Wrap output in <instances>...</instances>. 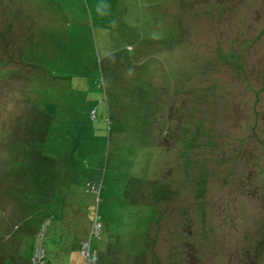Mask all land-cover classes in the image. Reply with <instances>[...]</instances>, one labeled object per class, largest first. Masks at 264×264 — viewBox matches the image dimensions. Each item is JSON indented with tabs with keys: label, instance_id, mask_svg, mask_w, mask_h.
Returning a JSON list of instances; mask_svg holds the SVG:
<instances>
[{
	"label": "rangeland",
	"instance_id": "1",
	"mask_svg": "<svg viewBox=\"0 0 264 264\" xmlns=\"http://www.w3.org/2000/svg\"><path fill=\"white\" fill-rule=\"evenodd\" d=\"M13 1L16 3L0 0V55L5 52L14 55L11 59L21 64L20 71L27 76L31 75L29 65L22 62L18 52L63 77L67 78L78 68L89 70L91 80H98V70L94 67H99L101 59L107 63L109 57L121 54L127 44L137 48L139 34L148 35L144 13L153 14L164 26L166 22L178 23L173 19L166 21L169 17L180 21L177 30H172L175 42L179 43L172 48L154 47L160 50L163 62L168 61L180 73L173 77L165 72L163 92H159L162 97L159 99L154 94L152 99L137 106L139 117L134 123V132L126 128L128 119L133 120L130 118L132 105L120 106L122 93L113 92L110 96L111 105H116L113 98L119 99V114L109 115L104 110L106 100L90 80L75 78L72 86L66 81L63 84L54 81L44 88L34 86L33 90V84L18 78L0 83V98L5 100L0 107V124H4L5 130L11 129L22 109L26 113L40 112L45 118L42 126L44 131L48 130V139L41 148L52 159V166L57 165L51 172L57 181L48 177L47 171L43 175L37 172L40 176L35 184L25 186L26 204L37 206L26 218L32 217L34 221L39 217L38 205L54 198L55 210L51 213L52 219L44 220L46 224L51 221L42 236L44 247H53L63 254L58 255L54 264H79L81 260L78 244L87 233L90 221L80 219L77 208L92 205L96 200V194L88 191L85 175L93 171L96 174L99 169L102 176L100 165L107 167V178L100 190L102 217L99 229H95V237L102 235V238L96 242L93 253H89L92 264H103L104 260L107 264H264V228L260 224L264 220V205L261 218L258 204L259 200L263 201L260 198L263 195L256 183L252 186L246 180V173L254 169L255 163L264 162V0H148L151 5L144 13L134 12L143 0H117L125 5L122 7L113 6V0ZM130 4L137 9H131ZM154 23L149 29L151 34L163 28ZM143 42L140 47L145 46ZM8 58L0 57V63L8 65L4 61ZM158 62L151 68L155 77ZM6 70L0 68V79ZM26 84L30 85L27 90ZM122 85L123 82L112 81L106 87L110 90L111 86ZM173 88L178 89L177 93ZM16 94L19 95L13 97ZM10 98L12 104L6 108ZM132 102L135 105L136 100ZM170 103L174 104V110ZM93 106L97 120L91 123L88 113ZM169 110L177 116L170 118ZM152 112L159 118L168 114L169 124L165 126L168 130L154 129L156 144L159 148L167 145L165 149L171 145L175 151L159 153L150 161L154 148L148 146ZM144 113L149 117L144 118L142 125L139 120ZM121 115L118 120L116 117ZM108 126L111 131L104 139ZM91 127L95 133L89 136ZM3 132L0 128V139ZM162 135L168 141L162 142ZM91 140L96 147L92 152ZM187 146H191L187 165L197 166V170L203 167L207 172L205 192L201 196L189 182L180 157L182 153L184 157ZM127 147L131 150L124 151ZM129 154L134 157L124 162L123 155ZM0 155L1 170L3 156L7 162L10 156L7 157V152L3 155L1 150ZM159 168L161 179L158 181L166 183L168 193L153 207V215L159 219L156 221L145 219L146 214L128 207H132L129 203L124 206L119 196L124 197L123 174L145 178ZM232 173L236 179L229 187L227 182L231 179L223 177H232ZM64 181L68 185L64 188L68 196L65 205L59 194L42 198V193L52 190L56 182L59 185ZM5 182L8 186L14 185L11 180ZM2 184L1 178L0 189ZM31 190L36 193L33 199H29ZM198 202L202 204L203 214L200 211L193 214ZM14 205H17L16 199ZM11 215L14 216L8 224L4 222L8 219H0V264L5 263V255L11 257L7 247L12 254L21 251L32 254L34 235L41 233L39 229L15 231L18 211L13 210ZM139 230L146 231V236L137 237ZM202 231H206L205 237ZM19 232L18 239L12 240ZM109 245L120 250L123 255L120 261L107 251ZM188 246L200 248L202 253L194 257L187 252ZM249 248L252 254H245ZM97 254L101 257L96 258ZM35 255L36 252L33 259Z\"/></svg>",
	"mask_w": 264,
	"mask_h": 264
},
{
	"label": "trees",
	"instance_id": "2",
	"mask_svg": "<svg viewBox=\"0 0 264 264\" xmlns=\"http://www.w3.org/2000/svg\"><path fill=\"white\" fill-rule=\"evenodd\" d=\"M12 2L14 1L12 0ZM140 3L138 2V9L137 7L135 8L133 4H130L129 7H131V9H137V11H134V12L144 13L148 5H151L149 4L150 2L148 0H143ZM114 4L117 7L125 6V5H122L117 0H113V6ZM131 11L125 13V15L131 13ZM144 15L146 17L145 23L149 26L148 27L146 25L147 29L145 30V32L147 31L146 34L148 35L146 36L145 34L142 35L143 32L139 34V42L137 43L138 45L137 48H134L130 44H127L121 50L122 51L121 54H118L116 57L115 56L109 57L107 59V63L105 62L103 63V60L101 59L99 61V64H100L99 67L98 66L94 67V68H97L98 70V75H99L98 80L95 78L91 80V78L89 77L90 75L89 70L86 69L85 71H83V70H79L78 68L76 70H72L73 71V73H71L72 75H69L67 78L63 77L59 75V73L54 72L53 69L44 67L43 65L35 64L31 62L30 59L27 60V57H28L27 55H26L27 57L26 56L23 57V54H20L18 52L19 57H22L21 59L22 62L26 61V63H28L30 67V68L28 67L27 69H30L31 75L29 74V76H27L25 72H24L25 74L21 73L22 71L20 69L21 64L16 62L15 59L13 60L11 59V57H13L14 55L12 56L10 55V52H7V53L5 52L3 55H0V57H9L11 60V64L9 65V58L7 61L4 60L8 65L5 66L0 63V68L4 67L5 69H7L6 72L1 75L0 83L5 80H9V81L12 80L11 82H13V78L14 79L18 78L20 81L25 80L27 84L28 82L30 83V85L33 84L32 85V90H33L34 86H39V88L41 87L44 88V86L46 85L53 84L54 81H57V83L59 84H63V82L66 81V84L69 83L72 86L75 78H78L80 80L83 79L84 81L90 80L92 83V87H94L95 89H98L99 92L101 93L102 98L106 100V105L104 107V110L109 115L110 113L119 114L118 113V104H119L118 100L119 99L114 100L113 98V101H116V105H111L109 101L110 96H112L113 92H115V94L122 93L123 99L120 100V106L122 107L124 105V107L125 106L127 107L128 105H132V108H131L132 113L130 112V118L134 120V121L133 120L130 121L128 119L126 123V128H129L130 131L134 132V123L135 121H138V117H139V109L137 106L141 105V103L147 102L148 99H152L154 94H157L158 95L157 97L159 99L162 97V94L159 92H163V90L161 89H163L164 87L165 72L169 75L172 74L173 77H175L177 73L178 74L180 73L179 71L174 70V68H171L170 63L167 64L168 61L163 62L164 60L159 55L160 50L154 48L156 45H159V47L162 46L163 48H166L165 46L172 48V47H175L177 43H179V42L177 43L175 42L176 38L172 36V30L179 27L180 21L176 19L177 17H173V18L169 17V18H166V21L168 20L171 21L170 19H173V20H177L178 23L175 25L172 22H171L172 24L170 23L167 24L166 22L164 23L165 24L164 26L163 24H161L163 22L160 20L161 22L160 23L159 19L155 18L153 14L150 15L149 12H147V13H144ZM153 18L155 21H153ZM154 22L159 23V27L161 26L163 28L162 30H160V32L159 31H156V32L154 31V33L152 32L153 34L152 35L150 33L151 30L149 29L150 27L153 26ZM156 23H154L155 26H156ZM164 27L165 28L167 27V29L163 30ZM4 41L6 42L7 40H4ZM141 41H144L143 43H146L144 47H140ZM157 50H158V53H157ZM157 56H159L158 58L161 59L159 60V62L156 60ZM157 62L159 65V69H158L159 71L155 73L157 75L155 77L154 74L152 73L153 71L151 68H152V65H156ZM158 77L160 79H158ZM112 81L115 84L117 82H121V83L123 82V85L120 87L111 86V89L108 90L106 85ZM27 84L24 86L26 90L27 88L30 87V85H27ZM181 85L183 86L185 85V83ZM87 90L88 88H86L85 93H87ZM173 91L177 93L178 89L173 88ZM184 92L185 90H182V93ZM19 94L13 95V97L18 96ZM133 100H136L135 105L131 104L133 103L132 102ZM2 101H5V100H2L0 98V107H2L1 106ZM12 101L13 99L10 98L9 102H7L8 104L6 108L8 107L10 108ZM170 107L171 109L174 110L175 106L173 103H170ZM135 108L136 110L134 111ZM20 112H21V115L17 117V121L12 123L11 129L5 130L4 124H0V128L4 130L3 136H1L2 139H0V150L2 151L3 155L7 152L8 154L7 157L10 156V158L8 159V162H7V159H4V156H3L4 165H3V168L0 170V180L1 178L4 180V184L1 185V189H0V219H8V221H4L6 224H8L11 220V217L14 216V215H11L13 210H16L18 211L19 219H15V225L13 226V229H15V231H18L21 228H23L24 231L26 232L28 230H33V229L38 230L39 229L41 233L40 235L36 234L37 236L34 235L35 241H34V248L32 250L33 251L32 254H26L24 251L17 252V254H12V252L10 253V251L7 250L9 249V247H7L6 252L7 254L9 253L11 257H8L7 255H5L4 264H54V262H56L58 255H63V254L59 253V251L57 250H54L53 247L52 248H49L48 246L44 247L43 245L44 238L42 236L46 234V229H47L46 225L51 221L49 220V222H47L46 224L44 220L52 219L51 213L53 210H55V204H53L55 200L54 198L53 199L51 198V200L45 203L44 205L42 204L38 205L39 217L36 218L34 221L32 217L30 219L29 217L26 218L27 217L26 214H28L29 211L31 210L33 211V209L35 210L37 206L32 205V204H26L25 198H27L28 195L25 194V190H26L25 186L29 184H33V183L35 184L34 181H36L37 177L40 176L37 172H40V174L43 175L44 172L47 171V176L51 177L53 181H57L56 176L51 174V172H54L56 170L55 168L57 167V165L56 167L52 166V159L49 158L47 154L43 152L44 150L41 148L43 143L44 145L46 144L45 140L48 139V130L44 131L45 127L42 126V122H43L42 119L44 117L40 115V112H37V111L36 112L29 111L28 113H26L24 112V109H22L20 110ZM125 112H127V110H125L124 113ZM25 114H28L30 116L27 117L25 116ZM168 114H170V118L171 117L175 118L177 116L175 112H170V110ZM168 114H166L164 118L163 116L159 118L158 117L159 115L156 116L157 114H154V112H152V116H151L152 120L148 128L149 131L152 133V135L150 134L149 143H148L150 145L148 146L149 147L153 146L154 148H152L153 154L150 156V161L155 156H159V153L161 155V154H166V151L168 152V154L171 153V151H175L174 149L171 148L172 147L171 145L169 146V149H165V146L167 145H164V144H163L164 146L161 145V148H159L158 147L159 144H156L157 140H155V137L153 136L154 129H156L157 127H161L160 132L162 128H166V131L168 130V127H165L167 124H169L168 117H167ZM146 116H148L146 113L141 114L140 120H139L140 124L143 123L144 118ZM103 118H104V113H103ZM116 118L120 120L122 118V115ZM88 120L91 123L97 120L96 109L94 106L89 109ZM109 121L110 120L108 118L107 122ZM144 126L146 129V125ZM141 129H142V126H141ZM109 131L111 130L109 129V126H108L107 136L105 135L104 139L108 137ZM94 133H95L94 128L91 127L89 131V136ZM163 136L164 135H162V138L164 139H162L161 141L162 142L168 141L167 138ZM38 139H40V141H38ZM93 142L94 140H91L90 142L91 152L96 150V147H94ZM209 143L213 144V140L209 139ZM190 147L187 146L184 152V157H183V153L182 154L180 153L181 154L180 157L181 159H183V162L186 167V170L184 169L183 170L185 172L188 171L187 174L189 175V180H190L189 182L197 188V193L199 194V196H201L205 192V182H206L205 180H206L207 172H205L203 167L202 168L198 167V170H197L196 169L197 166L189 167L187 165L188 159L186 157H187V154L190 153L189 152ZM130 150H131L130 147H127L124 151H130ZM123 156H124V162H126L127 159L131 158L130 156L134 157L131 154L123 155ZM133 160L134 158H132V161ZM257 160H260V158H258ZM150 161H149V166H151ZM136 162L137 160L135 161V163ZM263 163L264 162H262V164L259 162H256L254 169L246 173V180L248 181L247 183L251 184L252 186H253V182L256 183V188H259L262 191V194H261L263 195L262 197H260V195L259 196L257 195V197H260L263 199V201H260V200L258 201L261 218L263 216L262 206L264 205V165ZM50 166L52 167V169H50ZM100 166L102 167V170H103L102 176H101V172L99 169L96 174L93 171V173L85 175L87 176V178L85 177L86 179L85 183L87 185L88 191H91L94 194H96V197H97L96 200L93 201L92 205H90L89 203L88 204L89 206L84 207L80 205L81 207L77 208L80 219H89L90 221V225H89L87 233L83 237H81L79 240L78 247H79L80 254H81L80 256L81 260L79 261V264H92L93 261L89 253L90 251L91 253H93L96 242H101V238H102L101 237L102 235L99 237H95L96 235L95 229H99V222L102 217L101 209H100L101 203H102L101 196H100V190L103 187V184L105 182L104 180L107 178L106 177L107 167L103 165H100ZM187 167H189L190 169L188 170ZM2 170L3 172H1ZM128 170L131 171V168L128 167ZM159 172H160V168L157 170L156 173H154V175H151L149 177L147 176L145 178H140L139 176H134L129 173L123 174L125 175L124 176V187H123L124 197L119 196L120 202H122L124 206L126 207L128 206L127 205L128 203L131 204L132 207L131 206H128V207L136 209L137 212L142 211V213L146 214L144 216L145 219H153V220L159 221V219H156V217L153 215V207L155 206L156 202H158L159 199H161L162 197H163L162 199H165L168 193V188L166 186V183H159L158 181L159 179H161L159 178V175H158ZM95 176H97V178ZM254 177H255V181H253ZM223 178L228 179V181L231 179L229 182H227L229 187L230 185L232 186V183L234 181L233 179H236L234 176V173H232V177H227V178L223 177ZM5 180L6 181L11 180L12 184L14 183V185L8 186L9 183L7 184ZM244 184H246V182ZM53 187L54 188L52 190L49 189L48 192L42 193V198H46L50 196L56 197L57 194H59L60 199L63 200V203L65 205L66 198L68 196L64 188H68V185L65 184V181L59 182V185H57V182H56ZM35 189H36V186H35ZM20 195H22V197H20ZM35 196H36L35 191L31 190L29 194V199H33V197ZM15 199L17 200L16 206L14 205ZM5 201L6 202L11 201L10 202L11 204L6 203ZM152 202L153 204H151ZM63 203L61 205H63ZM189 206H192V205H189ZM193 211H194L193 214H195L197 211H200L203 214L202 204H199L198 202ZM199 216L202 217L201 219H203L202 215H199ZM201 219H199V221H201ZM27 222H31L32 224H27ZM84 222L85 220H83V224ZM260 224H262L264 228V220L262 221V223L260 222ZM5 228H8V226H6ZM206 231H202L203 237L206 236V233H205ZM145 234H146V231L139 230L136 236L139 238L145 237L146 236ZM19 235H20V232L18 233L17 236H14L12 240L18 239L17 237H19ZM185 237L187 236H184V238ZM17 243H19V241H17ZM52 244L55 245V241ZM14 245L16 244L14 243ZM188 247H189V250L187 252L190 255H193L194 257H198V255L202 253L200 248L198 249V248H192L190 246ZM106 249L108 252L110 251L112 255H114V258L118 261H120L121 257H123V255L121 254L120 250L117 247L115 249L113 246L109 245ZM242 250H244L243 246H242ZM35 252H36L35 259H33L32 257ZM248 252L252 254V251H250V248L249 250L244 251L245 254H247ZM84 253L86 255H84ZM259 255H260L259 253L256 254V256H259ZM100 257L101 255L99 254L98 256L97 254L96 258H100ZM86 258L88 261H86ZM107 262H108L107 260H104L103 264H107Z\"/></svg>",
	"mask_w": 264,
	"mask_h": 264
}]
</instances>
